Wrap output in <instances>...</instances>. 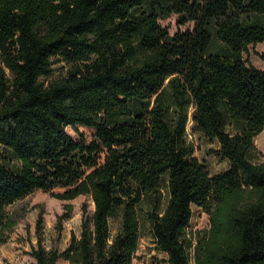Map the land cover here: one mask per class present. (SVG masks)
<instances>
[{"label":"trees","instance_id":"16d2710c","mask_svg":"<svg viewBox=\"0 0 264 264\" xmlns=\"http://www.w3.org/2000/svg\"><path fill=\"white\" fill-rule=\"evenodd\" d=\"M170 14L192 28L170 34L158 23ZM262 42L264 0H0V240L8 205L61 189L93 210L64 249H33L36 264H130L144 201L169 264H264V69L242 56ZM57 56L70 68L47 81ZM190 109L224 171L193 156ZM77 125L90 140L67 133ZM194 207L210 223L198 239L186 234Z\"/></svg>","mask_w":264,"mask_h":264},{"label":"rangeland","instance_id":"374dc122","mask_svg":"<svg viewBox=\"0 0 264 264\" xmlns=\"http://www.w3.org/2000/svg\"><path fill=\"white\" fill-rule=\"evenodd\" d=\"M177 16L170 14L160 17L158 23L167 28L170 34L178 30L184 31L192 28V23L181 25L177 22ZM218 42L213 38L212 46ZM264 52V42L249 45L246 52L242 54L243 59L252 66L264 69V61L260 55ZM53 72L47 81L55 79L70 68V65L60 57H54ZM1 66V59H0ZM190 109L186 127L187 142L193 149L195 156L202 163L210 174L224 171L228 162L219 158L216 153L218 145L216 140L206 138L203 134L192 130ZM67 133L75 140L81 136L90 140L94 129L77 125L76 128L67 127ZM255 152L253 161L264 162V128L254 138ZM61 189H54L51 192L36 190L24 198L15 201L5 208L12 226L3 232V240H0V264H36L32 256L33 249L42 246L46 250H62L69 242L71 235H79L83 219V206L87 210H93L92 200L85 195H80L72 200H59L52 192H60ZM167 202V194L164 192L160 208L163 209ZM65 205H70L71 212L68 218L59 220V216L66 212ZM151 203L144 201L138 210L140 238L135 256L130 264H169L167 255L156 249V244L151 231V223L148 214L152 211ZM120 219L111 221V235L114 236L119 228ZM210 228L209 216L200 208H193V214L188 227L187 236L201 238L207 234ZM191 262H194L193 252L190 251ZM57 264H69L60 259Z\"/></svg>","mask_w":264,"mask_h":264}]
</instances>
